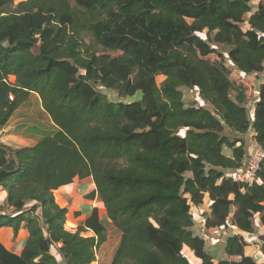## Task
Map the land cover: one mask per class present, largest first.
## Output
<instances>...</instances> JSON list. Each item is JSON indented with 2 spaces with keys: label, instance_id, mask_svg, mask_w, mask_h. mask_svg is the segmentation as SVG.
Masks as SVG:
<instances>
[{
  "label": "trees",
  "instance_id": "obj_1",
  "mask_svg": "<svg viewBox=\"0 0 264 264\" xmlns=\"http://www.w3.org/2000/svg\"><path fill=\"white\" fill-rule=\"evenodd\" d=\"M212 50L263 73L264 0H0V132L35 95L56 130L0 142V229L27 232L18 253L0 241V264H94L108 241L110 264H259L240 233L264 257V158L252 183L233 172L249 137L264 153V84L249 104ZM89 178L105 214L70 232L55 193ZM207 206L205 230L225 231L217 260L192 212Z\"/></svg>",
  "mask_w": 264,
  "mask_h": 264
},
{
  "label": "rangeland",
  "instance_id": "obj_2",
  "mask_svg": "<svg viewBox=\"0 0 264 264\" xmlns=\"http://www.w3.org/2000/svg\"><path fill=\"white\" fill-rule=\"evenodd\" d=\"M260 0H254V3H258ZM15 7H12L8 9V11H14ZM85 42L87 44H90L91 47L95 50L97 54H110L112 57H117L118 53H112L108 52L106 50H103L100 46L96 45L93 38L90 35H87L84 37ZM195 51L194 48H191L189 46L184 47V51L188 52ZM211 60L214 63H218L221 65V67L226 68L227 72H229L230 75H234V82L236 84H242V89L244 90L247 99L249 100V104L253 101V99L257 96L258 88L264 84V72L261 74H252L248 77H243L239 75L238 72H236L234 69H232L229 65L228 59L226 58L225 54L219 53L217 51L212 50L211 51ZM163 78L158 77L157 81L160 85ZM103 90V89H102ZM105 94L109 96V98L116 102L120 101L118 98V94L114 91H108L103 90ZM185 95L187 98H191L192 100H195L197 96L192 92H185ZM142 93H138L134 95L133 97L124 98L121 101L124 103H132L138 100H141ZM14 121H17L15 124H23L22 129H17L15 133H12V131H8V128H4L0 132V142L10 148H22L26 146H35L40 140L47 136H52L56 130L55 128L50 125L48 122L47 116L41 111L39 101L35 99V97L30 98V100L24 104L18 113L14 116ZM13 121V122H14ZM12 130V128H11ZM14 132V131H13ZM13 134L19 135L21 137H14ZM232 136V134H229ZM248 142H251L250 137L247 139ZM2 196L0 193V208L2 207ZM207 210V207H202L200 209L193 208L192 212L196 216L197 221V227L196 231L204 236L205 240L207 241V245L210 247L212 253L216 254V260L217 258H224V239L222 240V236L225 235L224 230L219 229H211L210 231H206L205 226V218L202 216L203 212ZM259 221V220H258ZM199 222H201V225H199ZM260 224V223H259ZM67 226H71L68 225ZM6 229H0V238L6 242V244H12L13 236L11 235V238L9 241L7 238H5V231ZM77 230V229H76ZM256 236V235H255ZM111 240H112V246L115 245L116 236L111 234ZM251 247L256 246L258 244V238H254L251 242ZM12 247V246H11ZM185 255L191 259V261H194L195 257L190 250L185 251ZM262 264H264V261H262Z\"/></svg>",
  "mask_w": 264,
  "mask_h": 264
},
{
  "label": "crops",
  "instance_id": "obj_3",
  "mask_svg": "<svg viewBox=\"0 0 264 264\" xmlns=\"http://www.w3.org/2000/svg\"><path fill=\"white\" fill-rule=\"evenodd\" d=\"M37 97V95L33 96ZM12 121L9 123V125L6 127L8 128V131H12V133H15L17 130L18 124L17 121ZM50 125H52V122H49ZM12 128V130H11ZM14 131V132H13ZM14 137H21L19 135L13 134ZM254 146L253 142L248 143L249 150ZM28 147V146H26ZM19 147H16L14 149H18ZM248 150V152H249ZM95 186L93 183L92 178L86 179V180H75L74 183L68 187L62 188L60 191H57L55 193V198L57 203L63 207L68 209V221L67 224L71 225L70 227L66 225V229L70 232H76V229L79 226L84 225L89 212L93 208H98L100 211L101 217L104 216L105 211L101 206V203L98 201V197L96 195V198H90L92 194H94ZM2 196V202L4 201L5 195L1 193ZM208 208V206H207ZM205 212V211H204ZM203 212V213H204ZM108 229H111L110 224H108ZM5 238L9 241L11 238V235L13 236V243L8 244L7 246L4 244V246L15 253H18L21 251L23 242L25 238L27 237V232L22 231L18 238H14V235L12 231L5 230ZM86 236L93 237L94 234L92 232H88ZM255 236V235H253ZM1 242H4L3 239L0 238ZM12 246V247H11ZM110 247L109 241L101 247V249L98 252L97 255V261L94 264H110L111 258L113 255V250H111V253L108 251V248ZM258 244L256 246H249L246 248V254L249 256H254L256 252H258ZM264 261V259H262Z\"/></svg>",
  "mask_w": 264,
  "mask_h": 264
},
{
  "label": "built area",
  "instance_id": "obj_4",
  "mask_svg": "<svg viewBox=\"0 0 264 264\" xmlns=\"http://www.w3.org/2000/svg\"><path fill=\"white\" fill-rule=\"evenodd\" d=\"M263 158H264L263 151L260 148L253 146L248 152V158L245 162L244 168L238 172H233L234 180L241 184L252 183L255 180L257 172L260 169ZM240 234L244 237L247 247L251 245L250 242L254 238H257V236H253V235H248L244 233H240ZM254 257L259 264H262L263 261L262 259H264V257L259 252V250L254 254Z\"/></svg>",
  "mask_w": 264,
  "mask_h": 264
},
{
  "label": "water",
  "instance_id": "obj_5",
  "mask_svg": "<svg viewBox=\"0 0 264 264\" xmlns=\"http://www.w3.org/2000/svg\"><path fill=\"white\" fill-rule=\"evenodd\" d=\"M234 135V134H233ZM235 136V135H234ZM60 264H66V262L63 260Z\"/></svg>",
  "mask_w": 264,
  "mask_h": 264
}]
</instances>
